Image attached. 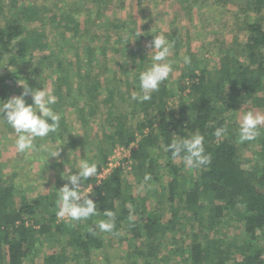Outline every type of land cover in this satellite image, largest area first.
Here are the masks:
<instances>
[{
	"label": "trees",
	"instance_id": "obj_1",
	"mask_svg": "<svg viewBox=\"0 0 264 264\" xmlns=\"http://www.w3.org/2000/svg\"><path fill=\"white\" fill-rule=\"evenodd\" d=\"M263 4L264 0H256L254 8L260 13ZM24 12L31 22L39 16L32 0L23 8ZM186 12L191 13L190 10ZM134 23L137 21L132 20V31L135 30ZM63 24L79 34L80 21ZM244 28L246 42L241 49L245 59L227 53L213 70L193 57L188 49L179 47L182 40L178 33L170 34L169 41L176 49L175 53H181L182 59L183 56H190L191 64L183 63L184 71L177 86L169 78L160 85L159 91L152 94L150 101L138 102L137 109L143 111L144 118L135 128H127L124 120L134 114L120 110L115 102L119 81L106 88L107 123L97 141L98 152L90 157L97 163V175L84 181L81 189L86 191L92 186L89 196L97 203V215L77 221V224H74L76 221L60 220L56 215L59 204L54 196V200L47 196L31 200L24 197L17 205L12 195L13 184L0 180V264H25L26 259L32 264H67L66 236L70 240L67 243L74 247V259L78 262L85 257L89 264L92 251L103 246L104 238L99 235L96 222L105 218V209L115 212V229H126L128 240L145 261H150L152 257L161 259V245L165 244V237L173 233L177 235L176 231L181 226L189 224L193 230L197 227L191 234V244L181 247L175 243L177 236H174L168 257L180 258L187 264H264V161L260 163L264 160V131L257 142L259 146L253 151L257 161L250 164L251 160L239 151V123L236 118L238 104L264 102L262 16L255 20L246 19ZM26 29L15 18H9L4 26H0V85L6 82L9 75L1 71L8 55L26 59L30 42L31 48L36 43L41 46L40 40L45 34L39 31L28 36ZM150 38L153 39V36L148 34L146 39ZM137 44L141 45V42L138 40ZM110 48L116 54L120 51L118 46ZM147 49L144 45L141 50L140 66L142 59L150 57ZM106 50L99 47V55H106ZM38 53L47 59L44 51ZM31 56L34 54L31 53ZM121 62V66L126 63ZM58 63L62 66L61 60ZM177 91L179 103L176 110L169 107V98ZM154 106L158 111L157 119L148 115L149 109ZM88 114H81L84 123ZM224 125L228 132L223 137H215V129ZM196 130L205 137V150L211 155V164L187 169L182 157L175 159L179 162L173 161L171 153L165 152L163 146L171 142L173 135L185 136ZM132 144L135 147L130 149L131 171L136 179L142 182L146 174H151L150 183L168 192L172 217L166 222L161 221L155 208L149 207L147 196L130 192V183L124 174L125 166L118 165L106 177L99 179L114 148H130ZM164 168H167L166 174L162 171ZM167 175L170 176L168 180L165 179ZM130 209L135 216L134 222L128 220ZM233 212L237 222L241 223L238 227L243 242H225L216 238L202 240L204 230L212 229L222 221L232 222L235 219ZM47 241L57 243L59 249L36 257L37 251Z\"/></svg>",
	"mask_w": 264,
	"mask_h": 264
},
{
	"label": "rangeland",
	"instance_id": "obj_2",
	"mask_svg": "<svg viewBox=\"0 0 264 264\" xmlns=\"http://www.w3.org/2000/svg\"><path fill=\"white\" fill-rule=\"evenodd\" d=\"M32 2L36 4L39 16L31 22L26 19L25 12L23 14V8L31 4V0H0V26H4L9 18H15L27 28L28 36H31V32L35 34L39 31L45 34L40 40L41 46L36 43L32 44L31 48L30 42L26 59L12 58V54L7 56L1 71L9 75L6 82L0 85V104L24 91V86L20 82L33 89L42 88L45 84L57 97V103L52 107L61 114V121L56 132L49 133L44 138H36L33 148L24 154L16 149L14 141L17 134L0 116V180L13 184L12 195L17 205L24 197L31 200L47 196L52 200H58V189L67 183L61 174L68 166L69 168L74 166L78 160L88 159L98 152L97 141L102 137L104 125L107 123L108 105L105 103V97L109 85L119 81L115 97V102L119 105L117 107L134 114L124 118L127 128H135L143 120L144 113L137 109L138 102L131 100V94L140 92L139 73L150 64L152 53L149 58L142 59V65H139L143 46L148 48L147 51H151L148 44L152 39H146L148 34L154 36L153 32H163L169 40L170 34L178 33L182 40L179 47L188 49L193 57L200 59L213 70L227 53L245 59L241 49L244 48L247 34L244 21L255 20L258 16H262L264 20V4L259 13L254 8L256 0H32ZM186 10H190L191 13ZM73 20L80 21L78 35L73 29L64 27V22L71 25ZM132 20L137 21L133 25L134 31L130 29ZM138 31H141L140 36L136 35ZM138 40L141 45L137 44ZM112 46L120 48L118 54L110 48ZM99 47L107 49L106 55H99ZM39 51H44L47 59H43ZM175 51L176 49L172 48L169 57L176 62L169 78L170 82L177 86L184 66L181 53L177 54ZM31 53L34 54L33 57ZM60 60L62 66L58 63ZM122 60L126 62L124 66H121ZM25 99L27 103L33 102L31 94ZM178 103L177 91L175 96L169 98V107L177 110ZM237 108L236 118L239 121L248 110L264 112V102L258 104L243 102L238 104ZM82 112L90 113L85 123L81 120ZM148 115L152 119L158 118L155 106L149 109ZM263 131L264 125L260 127V135L256 140L239 143L240 153L251 160L250 164L257 161L253 151L259 146ZM44 145L49 147L63 145L59 158H48V154L42 150ZM158 150L157 148L156 151ZM109 159L114 166L116 164L126 167L124 174L130 183V192L141 197L147 196L149 207L157 210L162 222L172 217V205L167 200V190L159 189L150 181L148 182L150 188L146 185L140 190L143 181L139 182L131 171L133 167L129 149L118 146L114 148ZM175 162H179V159ZM76 171L78 170L73 168V172ZM162 171L166 174L167 168ZM169 177L167 175L165 179L168 180ZM45 216H48V213L45 212ZM233 217L235 218V214ZM60 220L71 222L67 218ZM236 222V218L232 222L222 221L212 229L204 230L202 240L216 238L225 242H243L238 227L241 223ZM74 224H77V221ZM194 230H197V227ZM194 230L191 225L186 224L176 231L177 235L175 233L172 236L167 235L165 244L161 245L160 255L163 257L161 259L152 257L150 261H145V258L137 255L132 242L128 240L126 229H114L119 235L99 232L104 238L103 246L92 251L88 262L187 264L180 258L168 257L169 247L174 236H177L176 244L181 247L189 246ZM64 241L67 264L78 262L87 264L85 257L78 259V262L74 259L72 254L74 247L70 242L67 243L70 241L68 236ZM53 249H59V245L47 241L43 243L41 250L37 251L36 257H42ZM25 264L32 263L26 259Z\"/></svg>",
	"mask_w": 264,
	"mask_h": 264
},
{
	"label": "clouds",
	"instance_id": "obj_3",
	"mask_svg": "<svg viewBox=\"0 0 264 264\" xmlns=\"http://www.w3.org/2000/svg\"><path fill=\"white\" fill-rule=\"evenodd\" d=\"M154 36L149 41L148 47L152 53L150 64L144 71L139 73L140 92H133L131 100L140 103L150 101L152 94L159 91L160 85L167 81L173 72V65L176 63L170 60L172 43L163 32H153ZM141 35V31L136 33ZM183 63L191 64L190 56H183ZM24 91L20 95H15L0 104V116L17 134L15 146L19 153L27 154L34 146L36 138H44L57 131L61 121V114L53 109L57 103V97L53 90L45 84L42 88H29L24 83ZM32 96V103H27L25 97ZM238 142H250L257 139L260 135V127L264 125V112L248 110L243 118L238 121ZM228 132L226 125L217 127L214 136L223 137ZM74 133V132H71ZM63 145L49 147L44 145L42 150L49 157L59 158ZM165 152H170L173 161L182 157L185 168L198 169L211 164V155L205 150V137L199 132H190L188 135H173L171 142L163 146ZM73 168L78 171L73 172ZM62 177L67 181L57 191L59 210L56 215L58 219L67 218L69 221H82L89 217L97 215V203L89 196L90 190L82 191L83 182L97 175V163L90 158L78 160L74 166L67 167ZM152 180L151 174L144 176L140 185L143 190ZM104 219L96 222V228L99 232L113 233L116 228V214L111 209H105ZM128 220L135 221L133 211L129 210ZM93 231L92 229H89ZM95 234V233H94Z\"/></svg>",
	"mask_w": 264,
	"mask_h": 264
},
{
	"label": "built area",
	"instance_id": "obj_4",
	"mask_svg": "<svg viewBox=\"0 0 264 264\" xmlns=\"http://www.w3.org/2000/svg\"><path fill=\"white\" fill-rule=\"evenodd\" d=\"M134 147H135V144H132L130 146V148H127V149H129V151H130V149H132ZM116 166H118V165L115 164V166H114L113 162H111L109 159L107 166L103 169V172L99 175V179L106 177ZM91 187H89V188L91 189ZM89 188H87V189H89Z\"/></svg>",
	"mask_w": 264,
	"mask_h": 264
}]
</instances>
